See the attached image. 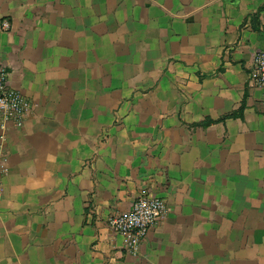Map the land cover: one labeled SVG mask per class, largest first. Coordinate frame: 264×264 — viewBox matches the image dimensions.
<instances>
[{"label":"crops","instance_id":"0c3cea01","mask_svg":"<svg viewBox=\"0 0 264 264\" xmlns=\"http://www.w3.org/2000/svg\"><path fill=\"white\" fill-rule=\"evenodd\" d=\"M263 25L264 0H0L32 104L0 139V264H264ZM143 190L169 211L133 254L106 220Z\"/></svg>","mask_w":264,"mask_h":264},{"label":"built area","instance_id":"2783aa9c","mask_svg":"<svg viewBox=\"0 0 264 264\" xmlns=\"http://www.w3.org/2000/svg\"><path fill=\"white\" fill-rule=\"evenodd\" d=\"M10 24L4 20L2 29L8 30ZM264 31V25H263ZM252 81L264 89V46L253 56ZM264 104V100L262 102ZM32 104L20 90L11 86L10 71L1 59L0 51V139H7L11 126L21 127ZM6 154H3L0 169H5ZM169 207L166 200L149 191L139 192L128 211L118 212L108 216L106 222L112 231L125 238L127 251L137 254L140 244L148 233L168 214Z\"/></svg>","mask_w":264,"mask_h":264},{"label":"trees","instance_id":"16d2710c","mask_svg":"<svg viewBox=\"0 0 264 264\" xmlns=\"http://www.w3.org/2000/svg\"><path fill=\"white\" fill-rule=\"evenodd\" d=\"M238 115H239V113H237V112H232L231 114H229V115H227V116H225V117H234V116H238ZM225 117H224V118H225ZM211 123H212V120H206V121L202 122L201 124L207 126V125H209V124H211Z\"/></svg>","mask_w":264,"mask_h":264}]
</instances>
